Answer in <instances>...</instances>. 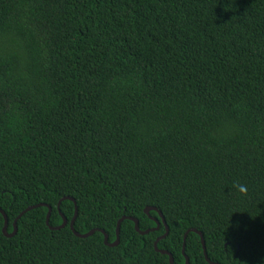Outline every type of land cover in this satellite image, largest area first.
I'll return each instance as SVG.
<instances>
[{
    "label": "trees",
    "instance_id": "1",
    "mask_svg": "<svg viewBox=\"0 0 264 264\" xmlns=\"http://www.w3.org/2000/svg\"><path fill=\"white\" fill-rule=\"evenodd\" d=\"M146 207L264 264V0H0V264H169Z\"/></svg>",
    "mask_w": 264,
    "mask_h": 264
},
{
    "label": "water",
    "instance_id": "2",
    "mask_svg": "<svg viewBox=\"0 0 264 264\" xmlns=\"http://www.w3.org/2000/svg\"><path fill=\"white\" fill-rule=\"evenodd\" d=\"M66 198H67V199H70V200H73V199L70 198V197H66ZM57 207L59 208V203H58ZM31 208H32V207H28V208H26L23 212H21V213L18 215L17 218H20V217H21L26 211L30 210ZM150 210H155V211H157V213L159 214V216H160V218H161V220H162V223H163V225H164V227H165V232H164V234L161 235L160 237H158V238L154 241V244H153V245H154V249H155L156 251H159V252H161V253H163V254L168 255V256H169V264H173V258H172V255H171L168 251L160 250V249H158V247H157V244H158L159 240L165 238L166 235L168 234V226H167V224H166V222H165V219H164L162 213H161L158 209H156L155 207H146V208L144 209L145 213L148 214V215H149V211H150ZM50 211H51V208L48 207V212H47V214H46V220H45V221H46V224H48V220H49V216H50ZM1 214L3 215V218H4V227H3V233H4V235H5V236H13V235L16 233V231H17V230H16V225H15L16 220L14 221V224H13V225H14V230H13V232H12L11 234H8V233H7V223H8V221H7V219H6V216L4 215V212L1 211ZM60 215H61V217H62V223H61L59 226H57V227H51L52 229H59V228L64 227V226L67 224V220H66V218H65L61 213H60ZM76 216H77V208H76V206H75V208H74V215H73V217H72L71 220H70L69 227H70V229L72 230V232H73L77 237L85 238V237H88L89 235L93 234L94 231L99 230V229H95V230L92 229V230H90V231H88V232H86V233H78V232L75 231L74 228H73V224H74V221H75V219H76ZM125 218H129L130 220H132V221L134 222V224H135V229H136V231H138V232H140V233H142V234H145V233H148V232L151 231V230H154V229H149V230L141 231V230L139 229V226H138V220H137L136 218L123 216V217H121V218L118 220V223H117V228H116V240H115V242H113V243H108V237H107V235H106L102 230H99V231L102 232L103 235H104V242H105V244L110 245V246H114V245H116V244L118 243V235H119L120 223H121V221L124 220ZM154 220H155L156 223H157V227L155 228V229H157V228L159 227V224H160V223H159V221H158L157 219H154ZM189 232H195L197 235H199L200 240H201V244H202L203 254H204V257H205L206 261L209 262L210 264H219V263L212 262V261L208 258L207 251H206V248H205V241H204L203 234H202V232H200V231H198L197 229H194V228H191V229L187 230V231L185 232L184 236H183L182 253H183V255L185 256V264H189V259H188V257L185 255V251H184V248H185V240H186V237H187V235H188Z\"/></svg>",
    "mask_w": 264,
    "mask_h": 264
},
{
    "label": "clouds",
    "instance_id": "3",
    "mask_svg": "<svg viewBox=\"0 0 264 264\" xmlns=\"http://www.w3.org/2000/svg\"><path fill=\"white\" fill-rule=\"evenodd\" d=\"M239 190L243 192V191H245L246 189L241 185V186H239Z\"/></svg>",
    "mask_w": 264,
    "mask_h": 264
}]
</instances>
